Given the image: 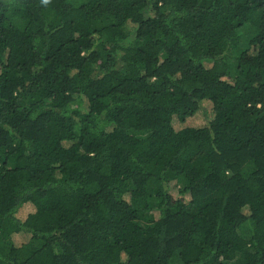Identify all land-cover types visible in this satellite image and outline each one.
<instances>
[{"label": "trees", "instance_id": "trees-1", "mask_svg": "<svg viewBox=\"0 0 264 264\" xmlns=\"http://www.w3.org/2000/svg\"><path fill=\"white\" fill-rule=\"evenodd\" d=\"M0 264H264V0H0Z\"/></svg>", "mask_w": 264, "mask_h": 264}, {"label": "rangeland", "instance_id": "rangeland-1", "mask_svg": "<svg viewBox=\"0 0 264 264\" xmlns=\"http://www.w3.org/2000/svg\"><path fill=\"white\" fill-rule=\"evenodd\" d=\"M241 35H242V44L240 45V47H242L243 45H244V43H245V41H246V35H247V33L246 32H242L241 33ZM27 211H29V208H27V207H24V209L22 210V212H21V215H23V214H25Z\"/></svg>", "mask_w": 264, "mask_h": 264}]
</instances>
